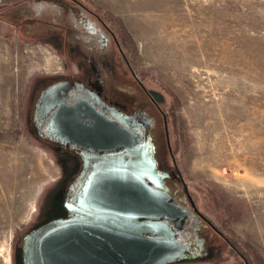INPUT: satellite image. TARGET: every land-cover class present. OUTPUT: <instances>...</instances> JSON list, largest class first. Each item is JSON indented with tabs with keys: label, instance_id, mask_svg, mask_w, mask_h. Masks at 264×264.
I'll list each match as a JSON object with an SVG mask.
<instances>
[{
	"label": "rangeland",
	"instance_id": "374dc122",
	"mask_svg": "<svg viewBox=\"0 0 264 264\" xmlns=\"http://www.w3.org/2000/svg\"><path fill=\"white\" fill-rule=\"evenodd\" d=\"M78 1L127 41L137 71L162 92L167 142L190 189L227 200L233 242L264 264V0ZM63 4L0 0V264H16L72 167L33 132L42 86L86 68L73 4ZM219 256L174 264H244L229 248Z\"/></svg>",
	"mask_w": 264,
	"mask_h": 264
},
{
	"label": "flooded vegetation",
	"instance_id": "af4514ba",
	"mask_svg": "<svg viewBox=\"0 0 264 264\" xmlns=\"http://www.w3.org/2000/svg\"><path fill=\"white\" fill-rule=\"evenodd\" d=\"M52 1L57 2L60 10L66 7L63 4L65 1L73 4L70 11L75 19L78 18L76 27L80 26V30H76L74 46L78 50L84 49L85 60L82 62L86 68L81 66L79 71L74 73L70 66V72L65 78L46 82L33 100V132L39 139L51 144L55 152L65 154L72 161V167L65 175L64 185L53 195L43 222L20 240L15 257L16 264H24L23 250L28 236L54 218L66 220L73 217L68 211L72 199L91 170L84 168L86 159L93 162L105 157L121 158L127 154L125 148L115 147L113 142L106 146L86 142L83 147L74 142H62L50 126L51 120L60 109H65V117L70 122L65 127L73 131L84 132V129L87 131L95 128L99 122L106 120L113 127L121 126L129 130L135 147L145 146L153 151L160 172L167 175L166 192L187 212L182 229L176 231V240L187 249L190 260L187 262L213 260L229 248L244 264H249L237 243L233 242L230 230L231 213L222 205L223 201L227 200L221 201L219 195L217 197L208 190L204 193L190 189L183 173L185 168L181 169L176 158L174 160L175 155L171 154L174 152L172 143L169 146L167 142L172 111L165 109L162 92L138 72L135 63L129 59L127 53L131 47L127 45V41L109 27L104 18L78 0ZM18 26L15 25L16 28ZM75 47L72 50L76 49ZM114 51L117 53L112 56ZM116 56L119 62H115L114 67L109 59L113 60ZM107 63L109 66H106ZM113 87L116 88L115 93L111 92ZM56 89L57 91L51 93L50 99L43 104L45 98L41 101L42 97L50 90ZM78 119H81L82 123L76 122ZM56 129L58 130V127H55ZM97 146L112 149L91 150ZM169 158L172 164L169 163Z\"/></svg>",
	"mask_w": 264,
	"mask_h": 264
},
{
	"label": "water",
	"instance_id": "95a60500",
	"mask_svg": "<svg viewBox=\"0 0 264 264\" xmlns=\"http://www.w3.org/2000/svg\"><path fill=\"white\" fill-rule=\"evenodd\" d=\"M50 90L43 104L50 99ZM54 98L52 97V100ZM65 109L51 120L62 142L125 148L121 158L85 160L91 169L72 199L70 219L54 218L27 237L24 264H174L190 261L176 240L187 212L166 192L153 151L135 147L132 133L106 120L84 132L73 131ZM68 117V115H67ZM76 122L82 123L81 119ZM59 125V126H58ZM58 127V130H55ZM169 139V138H168ZM98 147V146H97ZM91 150H111L112 147Z\"/></svg>",
	"mask_w": 264,
	"mask_h": 264
},
{
	"label": "trees",
	"instance_id": "16d2710c",
	"mask_svg": "<svg viewBox=\"0 0 264 264\" xmlns=\"http://www.w3.org/2000/svg\"><path fill=\"white\" fill-rule=\"evenodd\" d=\"M48 11H49V8L47 7V8L45 9L44 12L42 11V14L44 15V13H46V12H48ZM70 12H71V11H70ZM40 14H41V12H40ZM67 15H68V13H67ZM67 15H66V16H67ZM71 16H72V12H71ZM71 18H72V17H71ZM66 25H67V26H70L69 23H66Z\"/></svg>",
	"mask_w": 264,
	"mask_h": 264
}]
</instances>
